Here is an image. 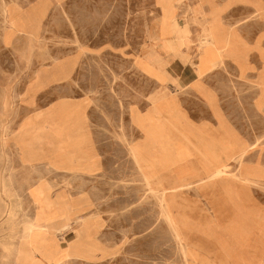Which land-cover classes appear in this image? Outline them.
I'll return each mask as SVG.
<instances>
[{
    "label": "rangeland",
    "instance_id": "1",
    "mask_svg": "<svg viewBox=\"0 0 264 264\" xmlns=\"http://www.w3.org/2000/svg\"><path fill=\"white\" fill-rule=\"evenodd\" d=\"M175 4L185 25L198 0ZM262 16L254 9L223 15L243 29L248 47L263 36L264 53ZM160 19V0H0V264H226L217 242L228 239L221 227L235 220L237 207L219 205L222 187L245 198L238 204L242 215L264 218L260 51L249 53L255 70L244 76L228 60L177 90L168 81L186 82L196 60L184 66L179 53L162 45L169 34L158 30ZM192 32L187 52L195 58V27ZM147 51L157 69L136 64ZM195 82L215 96L258 183L226 180L213 193L187 190L171 210L170 184L156 146L146 142V126L170 93L194 127H219L208 102L192 89ZM231 165L222 175L237 179L240 164ZM207 222L214 240L194 230ZM252 242L256 249L247 240L236 253L263 261L258 228Z\"/></svg>",
    "mask_w": 264,
    "mask_h": 264
},
{
    "label": "crops",
    "instance_id": "2",
    "mask_svg": "<svg viewBox=\"0 0 264 264\" xmlns=\"http://www.w3.org/2000/svg\"><path fill=\"white\" fill-rule=\"evenodd\" d=\"M160 6L161 19L159 22L162 25L159 26L158 30L162 28L168 31L169 34L168 37L162 40V45L164 44V47L172 53H179L183 59L184 66L187 62H192V59L196 60L195 63H192L194 69L189 67L186 70V72L189 70L190 75L186 82L177 80L168 81L177 90L188 87L190 78L195 77L201 79L210 74H214L228 60L238 65L242 76L246 75L248 71L255 70V67L250 63L249 59V53L254 49L260 51L261 59L264 60V53L260 48L263 42V36L258 38L254 47L250 48L245 42L243 29L227 24L223 17L225 12H234L242 9H254L262 16L264 14L263 0H198L197 9L194 10L191 19H188L184 26L178 20V9L175 0H160ZM194 27L197 37V55L195 58H191L187 51L192 48V44L194 43L192 39ZM153 39L152 44L154 43ZM152 56L153 54L147 51L137 60L136 64L157 69L152 60ZM214 57L217 61H214L216 60ZM208 58H211V61ZM208 61H210L209 65H204L205 68L202 69L204 67L202 65L208 64ZM262 65L264 66V63ZM205 69L206 71L204 72ZM257 84L260 89L257 106L263 107V72L258 74ZM159 86L162 87L161 91L162 95H164L165 87L161 83H159ZM192 89L197 91L208 102L209 108L212 113L214 112L215 117L219 121V127L214 125L213 128L211 126L213 124L209 122L202 124L198 128L194 127L192 119L181 110L178 98L170 93L167 95V98L161 101L159 109L160 115L157 116V114L155 117H152V120L146 126V142L149 145L156 146L161 161V171L164 176V181H168L170 184L169 187L165 185V188L167 191V202L171 210L172 204L175 202L178 194L181 193L180 195H182L187 190H210L213 193L217 187L227 182L226 180H230L229 182L244 181L250 184L257 183L254 179L258 177L257 173L251 171V167L244 161L247 156V150L237 144L235 135H232L226 128V123L216 107L215 96L201 82H195ZM147 112L152 113L149 109ZM218 128L219 130L217 131ZM235 160L240 164L238 168L240 176L238 178L240 177L241 180L237 178L238 181L233 178L227 179L228 174L222 175L226 169L232 168L231 163ZM166 177L168 178L166 179ZM222 188L223 198L221 197L222 201L219 202V205L237 207L235 220H231L226 226L221 227L222 233L228 236L227 240L224 238L217 242L220 247L222 259H225L226 264H264V260L262 262V258L260 257L256 263L236 253L239 247L245 248L247 240L249 248L256 249V245L252 242L253 232L258 228L261 233H264V218L262 219L261 216L258 218L253 212H249L248 217L245 214L242 215L241 211L243 213L244 209L239 208L238 204L239 201H244L245 198L240 199L238 194L229 186ZM216 199L218 198L216 197ZM183 224L186 227L185 223ZM194 230L206 241L210 239L214 240V231L211 230L209 222ZM203 247L204 244L199 245V248Z\"/></svg>",
    "mask_w": 264,
    "mask_h": 264
},
{
    "label": "bare ground",
    "instance_id": "3",
    "mask_svg": "<svg viewBox=\"0 0 264 264\" xmlns=\"http://www.w3.org/2000/svg\"><path fill=\"white\" fill-rule=\"evenodd\" d=\"M4 11H5V10H4ZM5 13H6V12H5ZM2 14H3V13H2ZM197 18H198V17H197ZM199 18H201V17H199ZM183 26H184V25H183ZM39 27H40V24L38 23L37 28H39ZM188 28H189V27H188ZM185 29H186V28H185ZM176 32H177V30H176ZM176 32H175V33H176ZM47 34H48V33H47ZM186 34H187V33H186ZM181 36H182V35H181ZM204 46H205V45H204ZM201 50H202V49H201ZM204 50H205V49H204ZM205 51H206V50H205ZM215 51H216V49H215ZM206 52H207V51H206ZM208 52H209V51H208ZM211 52H212V51H211ZM213 53H214V51H213ZM217 53H218V52H217ZM217 53H216V54H217ZM220 54H221V53H220ZM214 55H215V54H214ZM201 56H202V55H201ZM203 56H204V55H203ZM208 56H209V53H208ZM208 56H207V57H208ZM215 56H216V55H215ZM218 56H219V55H218ZM207 57H206V58H207ZM214 58H215V57H214ZM208 59H210V61H211V58H208ZM215 59H216V58H215ZM219 59H220V58H219ZM203 61H205V60L203 59ZM210 61H208V64H203L202 66H204V65H209V62H210ZM214 61H217V59L214 60ZM214 61H213V62H214ZM203 63H205V62H203ZM211 63H212V62H211ZM198 64H199V63H198ZM210 65H211V64H210ZM211 66H212V65H211ZM197 67H198V66H197ZM208 67H210V66H208ZM208 67H207V68H208ZM203 68H205V66L202 67V69H203ZM210 68H211V67H210ZM210 68H208V69H210ZM153 69H154V68H153ZM216 69H217V68H216ZM150 70H151V68H150ZM199 70H200V69H199ZM205 71H206V69L204 70V72H205ZM149 72H150V71H149ZM151 72H152V71H151ZM200 72H202V71L200 70ZM150 75H151V74H150ZM199 76H200V75H199ZM199 76H198V77H199ZM199 78H200V77H199ZM167 81H168V80H167ZM43 85H45V84H41V87H43ZM34 88H35V89H38V88H36V86H34ZM172 104H173V103H172ZM169 105H170V104H169ZM176 105H177V104H176ZM164 107H165V106H164ZM170 107H171V105H170ZM166 108H167V107H166ZM168 108H169V107H168ZM156 109H158V108H156ZM166 110H167V109H166ZM169 110H170V109H169ZM173 110H174V109H173ZM159 111H160V110H159ZM174 112H175V111H174ZM157 116H159V115H157ZM46 120H47V119H46ZM43 122H44V121H43ZM44 124H45V122H44ZM33 127H34V126H33ZM30 129H31V128H30ZM32 129H33V128H32ZM38 129H39V128H38ZM53 129H54V128H53ZM27 130H28V129H27ZM51 130H52V129H51ZM54 130H55V129H54ZM41 131H43V130L41 129ZM62 131H63V130H62ZM27 132H28V131H27ZM55 132H56V131H55ZM34 133H35V132H34ZM37 133H38V132H37ZM40 133H41V132H40ZM40 133H39V134H40ZM46 133H47V132H46ZM50 133H51V132H50ZM41 134H42V133H41ZM57 134H58V133H57ZM57 134H56V135H57ZM77 134H78V133H77ZM22 135H23V133H22ZM26 135H27V134H26ZM40 136H41V135H40ZM40 136H39L38 138H40ZM27 137H28V136H27ZM29 137H30V136H29ZM29 137H28V138H29ZM34 137H35V136H34ZM36 137H37V136H36ZM51 137H52V136H51ZM59 137H60V136H59ZM19 140H20V139H19ZM34 140H36V139H34ZM36 141H37V140H36ZM36 141H35V142H36ZM39 141H41V140H39ZM31 142H32V141H31ZM43 142H44V140H43ZM35 144H36V143H35ZM42 144H43V143H42ZM257 144H258V143H257ZM29 145H31V143H30ZM36 145H37V144H36ZM38 146H39V144L37 145V147H38ZM33 147H34V146H33ZM39 147H40V146H39ZM31 148H32V147H30V149H31ZM40 148H41V147H40ZM33 151H34V150H33ZM33 151H32V152H33ZM40 151H41V150H40ZM42 151H43V150H42ZM243 152H244V151H243ZM33 154H34V153H33ZM35 154H37V153H35ZM245 156H246V155H245ZM243 158H244V157H243ZM28 159H29V158H28ZM242 160H243V159H242ZM33 163H34V162H33ZM77 165H79V164H77ZM51 168H52V167H51ZM224 174H225V173H224ZM214 177H215V176H214ZM212 178H213V177H212ZM212 178H211V179H212ZM238 179H240V177H239ZM213 180H214V179H213ZM236 180H237V179H236ZM240 180H241V179H240ZM203 183H204V182H203ZM248 183H249V182H248ZM255 183H256V182H255ZM257 183H258V182H257ZM182 186H183V185H182ZM52 187H53V186H52ZM31 197H32V196H31ZM33 199H34V198H33ZM62 204H63V203H62ZM37 206H38V205H37ZM37 211H39V210H37ZM43 211H44V210H43ZM39 212H40V211H39ZM10 214H11V213H10ZM36 214H39V213L37 212ZM11 215H12V214H11ZM13 216H14V215H13ZM36 218H37V217H36ZM10 219H11V218H10ZM39 219H40V215H39ZM168 219L170 220L169 217H168ZM33 220H34V219H33ZM36 220H37V219H36ZM38 221H39V220H38ZM30 223H31V222H30ZM33 223H34V222H33ZM44 223H45V222H44ZM24 225H25V224H24ZM35 225H36V224H35ZM23 227H26V228L28 229V226H23ZM32 228H33V227H32ZM38 228H39V227H38ZM43 228H44V227H43ZM22 229H23V228H22ZM29 229H30V227H29ZM32 231L34 232V230H32ZM37 231H38V230H37ZM39 231H40V230H39ZM24 232H25V231H24ZM28 233H29V231H28ZM31 233H32V232H31ZM23 235H24V234H23ZM23 235H22V236H23ZM25 236H27V235H25ZM28 236H29V235H28ZM30 236H31V235H30ZM30 236H29V237H30ZM27 238H28V237H27ZM27 238H25V239H27ZM20 245H21V244H20ZM18 246H19V245H18ZM19 249H20V248H19ZM65 249H66V248H65ZM63 250H64V249H63ZM20 251H21V250H20ZM20 251H19V252H20ZM22 252H23V251H22ZM7 254H8V253H7ZM17 255H18V254H17ZM22 255H23V254H22ZM60 256H61V255H60ZM12 257H13V256H12ZM30 257H31V256H30ZM66 257H67V256H66ZM77 257H78V256H77ZM20 258L23 259L22 256H21ZM65 259H66V258H65ZM67 259H68V258H67ZM67 259H66V260H67ZM258 259H259V258H258ZM23 260H24V259H23ZM60 260H61V258H60ZM17 261H18V260H17ZM17 261H16V262H17ZM62 261H63V260H62ZM262 262H263V261H262ZM17 263L19 264V262H17ZM62 263H63V262H62ZM20 264H21V263H20ZM60 264H61V263H60Z\"/></svg>",
    "mask_w": 264,
    "mask_h": 264
}]
</instances>
